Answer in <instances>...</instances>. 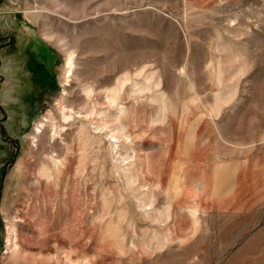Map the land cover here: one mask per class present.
<instances>
[{
	"label": "rangeland",
	"instance_id": "rangeland-1",
	"mask_svg": "<svg viewBox=\"0 0 264 264\" xmlns=\"http://www.w3.org/2000/svg\"><path fill=\"white\" fill-rule=\"evenodd\" d=\"M0 38V264H264V0H0Z\"/></svg>",
	"mask_w": 264,
	"mask_h": 264
},
{
	"label": "bare ground",
	"instance_id": "bare-ground-1",
	"mask_svg": "<svg viewBox=\"0 0 264 264\" xmlns=\"http://www.w3.org/2000/svg\"><path fill=\"white\" fill-rule=\"evenodd\" d=\"M65 53H67V54L69 55V57L72 58V59H70V62H71V63H70V67H69L70 70H71V72H72V70H73L74 68H76V66L74 65L75 62H72V61L74 60V57H73L74 54H73V52H69V49L66 50ZM68 109H69V108H68Z\"/></svg>",
	"mask_w": 264,
	"mask_h": 264
},
{
	"label": "water",
	"instance_id": "water-1",
	"mask_svg": "<svg viewBox=\"0 0 264 264\" xmlns=\"http://www.w3.org/2000/svg\"><path fill=\"white\" fill-rule=\"evenodd\" d=\"M4 40H6V38H0V41H4ZM11 42H12V39H10V44H11ZM0 110L5 114V111L3 110V108L0 107ZM0 126L2 127V122H0ZM3 134H4V132H3Z\"/></svg>",
	"mask_w": 264,
	"mask_h": 264
}]
</instances>
